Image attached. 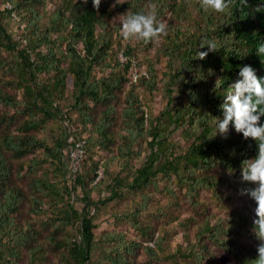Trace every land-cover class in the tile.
<instances>
[{
	"label": "trees",
	"instance_id": "16d2710c",
	"mask_svg": "<svg viewBox=\"0 0 264 264\" xmlns=\"http://www.w3.org/2000/svg\"><path fill=\"white\" fill-rule=\"evenodd\" d=\"M53 2L0 0V264H19L22 250L28 264H49L44 241L60 252L61 264H130L139 244L119 231L105 233L107 251L92 259L96 215L140 191L130 216L147 233L150 226L135 219L147 207L144 191L176 196L171 184L201 219L170 252L163 248L165 235L144 245L141 264L163 258L213 264L211 246L231 254L234 264H254L264 242L255 231V211L217 217L205 210L201 194L208 191L227 206L233 191L252 186L240 173L243 160L256 154L255 141L231 125L226 138L213 134L239 67L251 64L264 76V0H229L223 12L203 10L200 0L116 1L121 18L155 7L167 33L148 41L123 38L121 21L110 20L111 0H101L98 9L92 0ZM7 17L18 18L17 37ZM204 37L216 39L218 48L193 57L208 47L200 45ZM159 90L165 102L155 113L149 101ZM49 122L63 134L52 143L37 135ZM67 133L71 145L84 140L74 181L66 176ZM139 157L134 172L123 176ZM112 163L118 170L111 175ZM17 178L25 179L27 190ZM238 221L247 241L231 235Z\"/></svg>",
	"mask_w": 264,
	"mask_h": 264
},
{
	"label": "rangeland",
	"instance_id": "374dc122",
	"mask_svg": "<svg viewBox=\"0 0 264 264\" xmlns=\"http://www.w3.org/2000/svg\"><path fill=\"white\" fill-rule=\"evenodd\" d=\"M60 2L61 0H52ZM121 0H111L110 7L112 8V13L110 20L115 23L121 21V13L113 9L114 3ZM53 2V3H54ZM48 9L52 8V5L47 6ZM18 18H8L6 19V27L17 37L16 20ZM143 53V52H142ZM119 58L124 61L125 57L122 52H119ZM132 79L136 75L135 69H132ZM164 91H158L155 97L149 101L152 110L157 113L159 109L164 104ZM37 135L39 137H44L49 143L53 142L54 138L61 137V127L56 122H49L47 126L40 130ZM66 145L64 147L65 159L67 160L68 151L71 147L73 137L67 133L65 135ZM143 157L135 158L131 160L130 166L122 171L123 176H130L135 168L142 162ZM17 163L14 162V166ZM111 175L118 170V166L115 163L110 165ZM67 174V173H66ZM55 174L57 180L61 177ZM68 177V174L66 175ZM102 176V175H101ZM16 183L21 185L25 190H27V184L25 179H16ZM166 182H160V185H164ZM170 185V184H169ZM175 191L176 196H170L166 193L158 191L154 188H148L144 191V195H147L148 202L145 210L141 211L135 216V219H139V225L142 227H149L147 233H141L140 229L135 226L133 218L130 216L131 211L134 209L133 199H139L140 191L134 192L132 195H127V197L122 200L111 201L107 206L102 207L101 210L96 215L95 221L97 227L94 229L96 237V246L92 252V259L98 260L102 259L105 251H107V241L104 239L106 232H122L126 240H135L139 245H137L136 252L131 255L130 264H141L144 259L143 246L148 244L154 246V239L162 235H165L163 242V248L165 253L172 251L175 246L182 242L184 231H188L190 236H192L195 229L197 221L201 219L199 214L193 212L192 208L187 204L185 199L182 197V192L173 184L170 185ZM95 195V194H94ZM201 197L205 200L204 208L207 209L208 213L215 215L217 217H222L224 219L228 218L232 212H245L246 209L254 210L256 204H251L245 195L241 194V191H233L231 197L228 200L229 204L225 206L226 203L221 204L216 202L210 196L208 191H203ZM128 213V214H127ZM241 222H237L234 226V232L231 233L235 239L240 241H247L248 238L239 232ZM244 229V228H242ZM153 233V239L148 237ZM214 248V258L212 259L213 264H234L235 260L232 255L226 251H223L217 247ZM44 254L46 256V262L49 264H61L60 258L62 255L59 251H56L53 246L44 241ZM164 255V253H162ZM22 259L19 264H28L29 259L24 250H22ZM178 264H189L188 261H182L177 258ZM158 264H177L171 263L170 260H165L163 258L158 262Z\"/></svg>",
	"mask_w": 264,
	"mask_h": 264
},
{
	"label": "clouds",
	"instance_id": "9594fccd",
	"mask_svg": "<svg viewBox=\"0 0 264 264\" xmlns=\"http://www.w3.org/2000/svg\"><path fill=\"white\" fill-rule=\"evenodd\" d=\"M101 0H92L95 8H99ZM229 0H200V7L205 11L223 12ZM167 33V23L158 19L155 7L147 11H129L121 18V35L125 39L136 37L144 41L158 40ZM204 50H196L193 57L204 58L209 51L218 48L216 39L202 38ZM264 50V44L260 45ZM238 78L232 83L233 90L229 92L219 105L220 115L215 119L214 134L219 133L226 138L229 126L242 134V137L252 138L256 143V154L247 158L241 168L240 178L252 182L250 188H241V194L247 193L256 201L254 209L256 218L255 231L264 239V76L257 74V69L251 64L239 67ZM258 255L254 264H264V242L257 245Z\"/></svg>",
	"mask_w": 264,
	"mask_h": 264
},
{
	"label": "built area",
	"instance_id": "2783aa9c",
	"mask_svg": "<svg viewBox=\"0 0 264 264\" xmlns=\"http://www.w3.org/2000/svg\"><path fill=\"white\" fill-rule=\"evenodd\" d=\"M135 78L136 75L134 76V80ZM83 154H84V140L74 141L68 151V156H67V174H68V179L70 181H74L76 178ZM101 175H102V171L100 169L97 177L93 182L95 183L101 177Z\"/></svg>",
	"mask_w": 264,
	"mask_h": 264
}]
</instances>
